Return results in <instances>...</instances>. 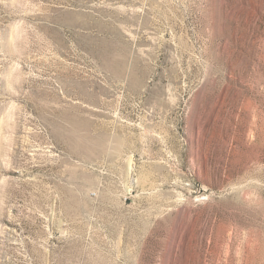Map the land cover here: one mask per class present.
<instances>
[{
	"label": "rangeland",
	"instance_id": "obj_1",
	"mask_svg": "<svg viewBox=\"0 0 264 264\" xmlns=\"http://www.w3.org/2000/svg\"><path fill=\"white\" fill-rule=\"evenodd\" d=\"M0 264H264V0H0Z\"/></svg>",
	"mask_w": 264,
	"mask_h": 264
}]
</instances>
